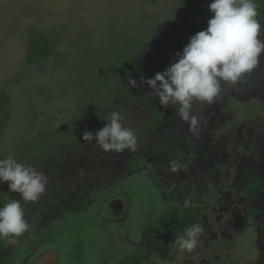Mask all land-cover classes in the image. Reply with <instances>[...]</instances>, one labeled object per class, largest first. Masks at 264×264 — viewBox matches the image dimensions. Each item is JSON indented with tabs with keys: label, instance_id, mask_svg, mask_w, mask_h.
I'll return each instance as SVG.
<instances>
[{
	"label": "rangeland",
	"instance_id": "rangeland-1",
	"mask_svg": "<svg viewBox=\"0 0 264 264\" xmlns=\"http://www.w3.org/2000/svg\"><path fill=\"white\" fill-rule=\"evenodd\" d=\"M211 2L0 0V93H8L11 114L0 135V158L14 154L49 178L39 200L21 201L26 219L38 226L29 245L67 215L87 210L114 174L109 185L129 176L136 188L151 184L166 208L162 217L183 222L165 239L147 233L145 254L119 253L111 257L116 264H264V53L252 74L223 85L222 99L196 105L205 120L198 137L141 82L166 70L207 28ZM256 3L264 8V0ZM258 19L264 24V14ZM30 26L55 38L56 53L23 66ZM129 77L139 87H131ZM236 103L247 107L239 127L228 132ZM116 110L136 130L135 152H105L83 140L85 130L101 129ZM173 161L187 167L172 172ZM212 193L220 196L214 212L227 216L222 237L204 214ZM20 198L0 185V206ZM197 222L205 229L202 244L191 254L174 252L176 234ZM217 240L221 246L211 252ZM14 250L0 240V264L20 262L22 252Z\"/></svg>",
	"mask_w": 264,
	"mask_h": 264
},
{
	"label": "clouds",
	"instance_id": "clouds-1",
	"mask_svg": "<svg viewBox=\"0 0 264 264\" xmlns=\"http://www.w3.org/2000/svg\"><path fill=\"white\" fill-rule=\"evenodd\" d=\"M211 18L207 28L193 35L177 52L178 60L154 78L141 77L150 86L151 94L159 98L165 109L172 107L176 115L188 124V132L199 135L205 120L196 114L195 107H211L222 99L224 84L236 85L261 64L264 40L262 24L258 19L256 0H212ZM131 87H139L129 77ZM121 112L112 111L106 124L95 132L85 130L83 140L93 142L105 152H135L138 148L136 130L123 124ZM186 165L171 162L170 170L179 172ZM7 183L10 192L19 193L20 199H11L0 206V240L10 246L19 244V238L31 230L21 201L35 202L46 192L49 178L31 164L20 162L14 154L0 158V185ZM204 226L197 222L177 233L170 242L179 254H191L201 244Z\"/></svg>",
	"mask_w": 264,
	"mask_h": 264
},
{
	"label": "flooded vegetation",
	"instance_id": "flooded-vegetation-1",
	"mask_svg": "<svg viewBox=\"0 0 264 264\" xmlns=\"http://www.w3.org/2000/svg\"><path fill=\"white\" fill-rule=\"evenodd\" d=\"M246 107L244 103L235 104L236 120L235 124L227 129L228 132L239 127ZM114 176V174L110 176L108 174L107 181L114 182L116 180ZM131 178L133 177L129 176L112 185H109V181V186L106 185L107 188L99 196H95L93 204L87 210H81L83 211L81 214L67 215L29 245L35 232L38 231V226L32 225L31 230L21 236L19 244L14 246V251L22 252L20 262L17 264H27L34 255L36 245H40L45 239H56L65 245L66 251L61 253V256H66L63 264H116V260H111V257L121 258L117 254L129 251L132 257H142L146 252L142 245V238L147 233L160 236L159 233L152 232L149 228L157 220L169 216L162 217L166 208H163L162 201L160 202L154 196L157 195L158 189L148 182L136 188L133 181H130ZM99 182L96 183L100 184ZM100 185H104V182ZM218 199L220 196L216 193H212L211 198H206L204 214L208 218L211 230L222 237V225L227 222V216L220 219L223 214L214 212L215 208H219L215 204ZM116 200L123 205L118 209L116 207L113 209L112 204ZM69 226L73 228L68 230ZM182 226L183 222L175 231ZM220 243H222L221 240L212 242L210 251L218 252ZM137 252H140L138 256L135 255Z\"/></svg>",
	"mask_w": 264,
	"mask_h": 264
},
{
	"label": "trees",
	"instance_id": "trees-1",
	"mask_svg": "<svg viewBox=\"0 0 264 264\" xmlns=\"http://www.w3.org/2000/svg\"><path fill=\"white\" fill-rule=\"evenodd\" d=\"M259 15L264 14V8L258 5ZM56 53V40L48 33L41 31L36 26L28 29V42L24 54L23 66H30L52 57ZM9 96L3 90L0 93V135L3 128L9 123L11 114L9 109ZM171 218H161L153 223L149 230L159 233L162 239L169 237L181 225ZM140 252L135 255L138 256Z\"/></svg>",
	"mask_w": 264,
	"mask_h": 264
},
{
	"label": "water",
	"instance_id": "water-1",
	"mask_svg": "<svg viewBox=\"0 0 264 264\" xmlns=\"http://www.w3.org/2000/svg\"><path fill=\"white\" fill-rule=\"evenodd\" d=\"M122 205L123 204L118 200L114 201L112 204L113 209L115 207L118 209V207ZM68 228V230H71L73 227L69 226ZM64 251H66L65 245L59 243L58 240L45 239L43 243L36 245L34 255L27 264H63L66 256H61V253Z\"/></svg>",
	"mask_w": 264,
	"mask_h": 264
}]
</instances>
